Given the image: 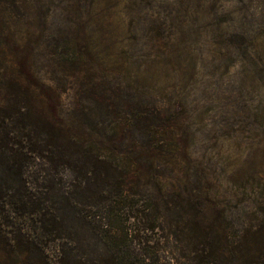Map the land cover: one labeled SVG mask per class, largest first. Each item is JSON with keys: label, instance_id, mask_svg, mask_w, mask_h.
Instances as JSON below:
<instances>
[{"label": "rangeland", "instance_id": "obj_1", "mask_svg": "<svg viewBox=\"0 0 264 264\" xmlns=\"http://www.w3.org/2000/svg\"><path fill=\"white\" fill-rule=\"evenodd\" d=\"M0 49L49 118L109 157L116 170L101 173L139 206L162 200L168 216L175 196L191 213L204 193L228 248L256 228L264 247V0H0ZM79 208L63 216L62 244L88 261L192 264L162 231L145 256L111 259L96 206Z\"/></svg>", "mask_w": 264, "mask_h": 264}, {"label": "trees", "instance_id": "obj_2", "mask_svg": "<svg viewBox=\"0 0 264 264\" xmlns=\"http://www.w3.org/2000/svg\"><path fill=\"white\" fill-rule=\"evenodd\" d=\"M1 51L0 264H98L79 255L73 242L62 244L63 216L79 214L82 204L96 206L93 228L112 242L111 259L145 256L149 234L162 231L173 248L191 249L192 264H264V247L254 242L263 230L248 231L228 248L224 232L207 219L204 193L191 213H180L183 200L175 196L179 212L169 208L168 216L164 204L159 207L162 200L153 209L139 206L138 192L129 194L128 186L101 173L102 167L116 170L109 157L92 152L88 141L49 118L35 92L8 73L10 62Z\"/></svg>", "mask_w": 264, "mask_h": 264}]
</instances>
